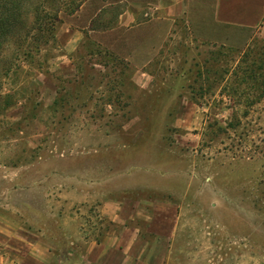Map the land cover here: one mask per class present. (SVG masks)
Returning <instances> with one entry per match:
<instances>
[{
	"label": "rangeland",
	"instance_id": "1",
	"mask_svg": "<svg viewBox=\"0 0 264 264\" xmlns=\"http://www.w3.org/2000/svg\"><path fill=\"white\" fill-rule=\"evenodd\" d=\"M89 8L85 3L75 17L61 13L54 40L0 89V187L13 186L0 193V208L31 229L52 224L44 216L52 202L70 223L86 227L100 197L123 194L112 189L115 173L130 169L137 155L156 164L173 158L180 162L172 167H187L194 179L187 194L173 197L179 196L177 226L159 264H264V43L243 51L199 47L182 29L170 37L161 64L147 67L176 92L160 82L144 92L133 80L134 64L106 55L84 35L75 42ZM66 26L71 34L62 32ZM180 95L195 103V114L187 112L193 108L177 114ZM190 116L195 127L174 128ZM15 170L19 176L10 178ZM139 226L143 231L144 222ZM82 233L78 246L68 239L59 252L47 239L59 254L53 264L86 263L95 235ZM2 257L7 263L0 251Z\"/></svg>",
	"mask_w": 264,
	"mask_h": 264
},
{
	"label": "crops",
	"instance_id": "2",
	"mask_svg": "<svg viewBox=\"0 0 264 264\" xmlns=\"http://www.w3.org/2000/svg\"><path fill=\"white\" fill-rule=\"evenodd\" d=\"M102 3L106 8H121L111 30L121 29L127 35L123 37L122 44L112 48L120 51L127 62L137 67L139 73L133 80L138 82V88L144 92H153L154 82H160L170 92L175 91L166 83V76L154 78L155 75L147 67L161 64L159 60L166 44L171 41L170 37L180 35L182 29L188 40L199 47L211 45L243 51L256 40L264 43V0H102ZM61 30L64 33L68 31L69 34L72 31L69 26L61 27ZM82 31L75 30V42L78 43L83 38ZM98 32L100 31L97 30ZM71 41V36L62 38V43L66 46ZM133 59H138V63ZM189 100L180 95L177 114H182L185 108L190 110L195 106ZM209 108L204 105L202 110L212 112ZM196 110L198 109L193 108L187 112L195 114ZM174 120L177 118L172 121ZM194 124L197 121L194 116H190L186 123L177 122L174 128H193ZM188 140L193 146L194 139ZM133 160L128 167L130 169H125L121 174L115 173L114 176L119 184L112 189L123 194L120 197H100L96 213L90 215L92 223H87L88 227L87 224L83 227L77 221L70 223L63 215L60 205L53 207L52 202L44 215L49 216L52 224L36 225L31 229L12 218L7 209L0 208V251L7 256V263H4L3 257L1 263L53 264L59 254L55 252L53 244H50L51 241H55L56 248H62L69 240V243L78 246V239L82 238L84 229H89L95 235V239L90 237L88 242L89 249L84 264L161 263L177 226L179 196L173 197L189 192L194 175L185 166L173 168V164L178 166L180 162L173 158L164 157L161 163L156 164L153 157L139 154ZM2 176L4 175L0 170V177ZM9 176L17 178L18 171H10ZM32 176L40 175L34 172ZM2 185L6 188L5 191L13 189L10 182L4 181ZM4 187H0V193H3ZM179 187L182 192H179ZM80 191L77 193L78 197H81ZM163 194L166 196H162ZM65 203L63 200L62 204ZM140 221L145 224L143 231L139 226ZM141 232L148 234L152 240L142 238ZM57 250L60 251L58 248Z\"/></svg>",
	"mask_w": 264,
	"mask_h": 264
},
{
	"label": "trees",
	"instance_id": "3",
	"mask_svg": "<svg viewBox=\"0 0 264 264\" xmlns=\"http://www.w3.org/2000/svg\"><path fill=\"white\" fill-rule=\"evenodd\" d=\"M85 3L90 7L82 20L84 25H80L84 28L85 41L94 43L106 55L118 56L121 62H127L120 51L117 50V55L112 48L122 44L123 37L127 35L121 29L111 30L121 11L117 6L106 8L102 0H0V89L6 78L21 69L22 64L35 63L38 51L48 41L54 40V30L61 23V13L75 17ZM97 30L100 32L97 33ZM88 33H116L119 36L115 41H104L101 36H97L100 40H96Z\"/></svg>",
	"mask_w": 264,
	"mask_h": 264
},
{
	"label": "built area",
	"instance_id": "4",
	"mask_svg": "<svg viewBox=\"0 0 264 264\" xmlns=\"http://www.w3.org/2000/svg\"><path fill=\"white\" fill-rule=\"evenodd\" d=\"M0 264H2V263L0 262Z\"/></svg>",
	"mask_w": 264,
	"mask_h": 264
}]
</instances>
